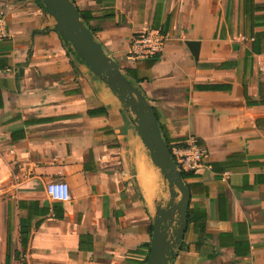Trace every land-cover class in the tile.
Here are the masks:
<instances>
[{
  "label": "crops",
  "instance_id": "0c3cea01",
  "mask_svg": "<svg viewBox=\"0 0 264 264\" xmlns=\"http://www.w3.org/2000/svg\"><path fill=\"white\" fill-rule=\"evenodd\" d=\"M72 1L171 145L195 139L213 166L187 173L189 222L169 264H264V0ZM0 9V264H144L171 191L136 116L41 1ZM147 29L167 35L163 53L130 58ZM52 181L69 201L49 198Z\"/></svg>",
  "mask_w": 264,
  "mask_h": 264
},
{
  "label": "water",
  "instance_id": "95a60500",
  "mask_svg": "<svg viewBox=\"0 0 264 264\" xmlns=\"http://www.w3.org/2000/svg\"><path fill=\"white\" fill-rule=\"evenodd\" d=\"M39 1L55 19L58 32L74 47L91 72L108 84L130 107L138 120L140 136L149 149L154 164L169 182L171 199L167 206L157 209L153 222L151 250L145 263L169 264L174 256V249L183 240L188 226L191 190L173 159L155 111L142 91L123 73L119 63L109 56L103 45L97 41L72 0ZM187 45L197 60L200 42L188 41ZM178 197H181L180 200H177Z\"/></svg>",
  "mask_w": 264,
  "mask_h": 264
},
{
  "label": "built area",
  "instance_id": "2783aa9c",
  "mask_svg": "<svg viewBox=\"0 0 264 264\" xmlns=\"http://www.w3.org/2000/svg\"><path fill=\"white\" fill-rule=\"evenodd\" d=\"M7 16L0 9V41L7 37ZM167 35L159 29H147L133 36L128 56L132 59L155 58L165 49ZM257 68L264 83V56L257 59ZM171 152L178 169L182 173H198L201 169L213 170L207 163V152L197 140L188 139L171 145ZM229 173L225 172V176ZM46 192L55 202L70 200L69 186L63 181H52L47 185Z\"/></svg>",
  "mask_w": 264,
  "mask_h": 264
},
{
  "label": "trees",
  "instance_id": "16d2710c",
  "mask_svg": "<svg viewBox=\"0 0 264 264\" xmlns=\"http://www.w3.org/2000/svg\"><path fill=\"white\" fill-rule=\"evenodd\" d=\"M79 11H80V10H79ZM80 13H81L82 19H83V21L85 22V24H86L89 28H91L92 32L95 34V30L92 29V27L90 26V21H91L92 17H91L89 14L84 13V12H82V11H80ZM155 58H156V57H155ZM129 72H130L131 74L135 75V74H134V69H130ZM141 81H142V79H137V82H138V83H140ZM161 130H162V128H161ZM162 134H163L164 139L167 141V143L169 144V146H170V148H171V143H170V139H169L168 135H167L165 132H162ZM188 175H189V174H187V173H183V177H184V179H186V178L188 177ZM146 261H147V260H146ZM145 263H146V262H145ZM145 263H144V264H145Z\"/></svg>",
  "mask_w": 264,
  "mask_h": 264
}]
</instances>
